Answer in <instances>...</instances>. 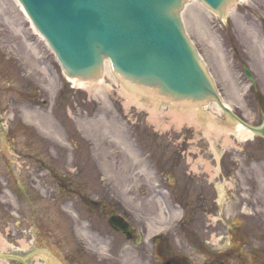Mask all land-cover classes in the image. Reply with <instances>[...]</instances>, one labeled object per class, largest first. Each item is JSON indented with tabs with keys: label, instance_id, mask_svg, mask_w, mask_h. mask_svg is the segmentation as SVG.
<instances>
[{
	"label": "rangeland",
	"instance_id": "rangeland-1",
	"mask_svg": "<svg viewBox=\"0 0 264 264\" xmlns=\"http://www.w3.org/2000/svg\"><path fill=\"white\" fill-rule=\"evenodd\" d=\"M1 2L5 3L2 4L5 12L0 13V48L16 52L9 65L11 76L0 86V234L12 247L6 253L11 256L6 259L7 264H25L19 259L42 248L49 249L62 264H164L167 257L180 256L191 264H206L212 257L224 259L229 248L226 243L234 240L246 246L240 258L231 264H264V169L256 174L253 170L247 171V196L243 205L237 185L234 186L236 175L228 157L238 162L241 159L238 151L244 143L225 114H210V110L201 113L219 128L228 129L226 137L209 136L203 124L198 129L185 125L180 130L170 128L166 134L158 132L150 125L145 109L124 105L118 83L108 75L99 84L100 92L91 94L82 85L68 80L44 40L31 29L13 0ZM193 7L204 23L197 26L192 18L196 15L187 10L183 14L185 29L224 103L235 113L241 110L249 125H260L264 121V101H256L248 93L241 64L233 60L225 39L226 33L233 31L252 51L253 59L247 62L264 100V60L260 46L264 27L259 22L264 20V13L258 11L257 4L247 12L234 11V28L230 29L232 24L228 25L225 19L195 3ZM7 19L15 23L20 20L22 38L14 35ZM246 19L255 21V27H248ZM27 37L32 39L33 54L26 49L24 38ZM150 103L161 111V107L151 100ZM26 112L56 123L59 135L46 136L35 127L33 120L31 124L25 122ZM93 119H102L106 125L110 122L114 128L107 135L96 133L95 127L86 124H92ZM162 122L166 124L170 120L164 116ZM117 133L124 140L119 142L114 138V148L109 149L113 143L111 135ZM205 134L210 141L201 139ZM58 137L61 142H57ZM184 138L187 143L183 148L193 156L188 161L186 153L184 161H206L212 168L208 172L210 176L198 166L197 175L213 181L217 214L212 217L206 211H199L197 214L206 216L197 222V214L194 218L186 212V228L178 229L177 218L182 214H172L168 197L164 192L155 191L154 182L158 178H153V164L163 167L169 155L173 160ZM95 142L101 144V151L97 153ZM229 142L233 146L228 147ZM104 150L114 153V175L109 173L111 168L105 159L96 157ZM221 169L230 173L221 175ZM255 179L259 183L256 189L250 182ZM187 189L189 193L182 201H189L192 206L195 192L191 185ZM88 200L125 213L142 236L140 242L127 241L113 231L106 215L94 210ZM208 223L215 228L200 232V227L204 225L207 229ZM74 225L86 228L83 241L78 240ZM155 232H162L165 237L152 244L149 239ZM205 240H214L212 251L205 244L201 247ZM22 241L30 246L26 252L20 251ZM101 244L105 247L99 255L93 248L101 249Z\"/></svg>",
	"mask_w": 264,
	"mask_h": 264
},
{
	"label": "water",
	"instance_id": "water-1",
	"mask_svg": "<svg viewBox=\"0 0 264 264\" xmlns=\"http://www.w3.org/2000/svg\"><path fill=\"white\" fill-rule=\"evenodd\" d=\"M200 1L222 15L236 0ZM18 2L68 77L96 80L108 59L114 74L132 90L171 106L215 103L245 125L223 104L184 31L179 15L184 0ZM251 130L264 137V126ZM108 222L131 238L133 231L122 218L112 215Z\"/></svg>",
	"mask_w": 264,
	"mask_h": 264
},
{
	"label": "bare ground",
	"instance_id": "bare-ground-1",
	"mask_svg": "<svg viewBox=\"0 0 264 264\" xmlns=\"http://www.w3.org/2000/svg\"><path fill=\"white\" fill-rule=\"evenodd\" d=\"M2 0H0V13H4L5 10L2 7V4H5L3 2H1ZM243 0H239V2H241ZM13 2L15 3V5L19 8L20 12L24 15V17L26 18V20L28 19L27 16L25 15L23 9L21 8V6L18 4V2L16 0H13ZM189 2L192 3V5L190 6L189 3H186L185 5V11H189L192 15H196V17H192L193 21H195V24L197 26L200 27V24H203V20L200 19L196 13V8L193 7L194 3L196 5H200L199 2L194 1V0H190ZM201 6V5H200ZM233 8L230 7V10ZM196 9V10H195ZM207 10V9H206ZM16 17V16H15ZM8 25H11V27L14 29V31H16L17 33L21 34L23 37V29L19 28L20 20L18 19V23H15L14 20H8L7 21ZM26 35V34H25ZM21 37V38H22ZM41 38V37H40ZM31 48V46H29ZM37 54V53H36ZM109 76L113 79V81H116L119 85V92L122 95V97L125 100L124 105L126 107H129L131 105L137 107L138 109H145L148 114H149V123L150 125H152V127L154 129H156L158 132H166L168 130H170V128H174L173 131L176 130H180L183 126L185 125H190L191 127H193L194 129H198L199 126H201L203 124V129L205 130L206 134H211L214 136H223L226 137L227 133L229 132L228 129H223L222 127H218V125H216L215 123L209 121L208 119L202 117L201 113L202 111H207L210 110L209 113L212 114L214 112L218 113L220 112L218 110V108L213 105L212 107H209L208 109L202 110V109H198L196 107H184V106H180V107H161V111H159V109L157 108V106H154V104L150 103V100H143L140 98V96H138L137 93H133L132 88L129 90L127 87L125 88L124 85L122 84L123 80L121 81L118 77H114L113 72L111 71L110 65L108 63V61H106L104 63L103 66V70H102V76L100 77L98 82L95 81H87V82H82V81H78V80H72L73 82H77L78 84L82 85L87 91L88 93H93V92H100V83H104V77L103 76ZM149 101V102H148ZM153 103H155L156 105H158V103L151 101ZM166 116L169 118L170 122L169 123H163L162 119L163 117ZM38 116L35 115L33 117V114L31 112H26L24 113V121L31 124L32 120L33 123L35 125V127L42 131L44 134L49 135V136H57L59 135L58 133V127L56 125V123L48 120L47 118L44 117H40L37 118ZM102 119H98V120H91L90 123H86L91 127H95V132H101L103 135H107L110 132V128H114L112 126V124L110 122H108V125H106L107 123H104ZM99 122V123H97ZM203 122V123H202ZM109 129V131H108ZM237 132L239 134L240 137H244L245 135V131L242 130L240 127L237 128ZM114 133V131H113ZM204 135V138H206L208 141H210V139L208 138V135ZM209 135V136H211ZM112 141L113 143L109 146V149L111 147L114 148V138H116V140H119V142H121V140H124V136L122 134L117 133V135L112 134ZM213 137V136H211ZM53 140V139H52ZM57 142H61V138L58 137ZM212 143V141H211ZM99 146H101V144L99 145L98 143L95 142L94 144V149H96V153L101 151L99 148ZM189 153H187V159L188 161H191V159L193 158V156H191ZM98 159L104 158L107 165L110 166L111 170L109 171V173L114 175V153H110L107 150L102 151L101 153L97 154L96 156ZM197 164L200 165V167H203V169L206 172L211 171V166L208 164V162H197L195 161L194 163H192L193 168H198V166H196ZM128 201V200H125ZM174 215L176 214L175 212H173ZM172 213V214H173ZM74 229H76V233H77V237L79 241H83V237L87 236V230L86 228H84L82 225L78 226V225H74ZM103 245V244H101ZM105 247V245H103V247L101 249L98 248H93V250L95 252H97L99 255H101V251L103 250ZM12 247L8 244L7 240L5 239L4 236H2L0 234V264H7V260L8 257H11L10 255L6 254L8 253V250L11 249ZM30 248L29 245H27L25 242H20V251H28ZM19 259V258H17ZM21 260L23 263H31V264H62L61 261L59 260V258H57L53 253H51V251L49 249H37L34 252H32L30 254V256H27V258L25 259H19ZM122 264H124V262H122Z\"/></svg>",
	"mask_w": 264,
	"mask_h": 264
},
{
	"label": "flooded vegetation",
	"instance_id": "flooded-vegetation-1",
	"mask_svg": "<svg viewBox=\"0 0 264 264\" xmlns=\"http://www.w3.org/2000/svg\"><path fill=\"white\" fill-rule=\"evenodd\" d=\"M26 41V49H30V51L33 54V43L31 45V38H24ZM31 46V48L29 47ZM19 49V47H17ZM31 54V57L33 56ZM16 52L14 50L6 51V48L4 50H1L0 48V86L1 82H7L9 77L11 76L10 70L12 69L10 65L11 58L13 57L15 59ZM12 56V57H11ZM23 71V69L21 68ZM23 76V75H22ZM21 76V77H22ZM12 80V77L11 79ZM7 88V83L5 84ZM4 85V87H5ZM9 88H12L11 83L9 85ZM241 118L244 119L243 114H239ZM186 138L180 143L179 146H177L178 152L176 157L172 160L169 156H166L165 158V163L164 166L160 164L154 165V171L156 173L159 172V180L163 184V186L167 187L168 191V196L169 199L172 198L175 202V205H177L180 209V212L182 213L181 219L178 224V229L186 228V219L188 216L186 215V212H190L193 217L195 218L197 212H204L212 217L217 214V207L215 203V198H216V188L213 183V181H208L204 177H199L198 171H194L191 166V163L188 161H184L186 157V151L185 148H183V144L187 143L185 141ZM243 145L239 148V155L241 156V159H239L238 163L232 162V156L228 157L231 163V170L234 172V174L239 176L238 182L234 180L235 186L237 185V193L240 202L245 205V198L247 196L246 190H247V171H254L255 174L257 173L258 170L260 172L262 171V168L264 169V140L261 137L258 136H252L251 138H246L243 140ZM183 160V161H182ZM223 164V163H222ZM190 168L189 172L186 170ZM197 169V168H196ZM226 174L228 175L230 173V170L228 172L226 171H220V174L223 175ZM208 174V173H207ZM262 175V174H261ZM264 180V179H263ZM252 187L256 189L259 185L258 180L255 179L251 181ZM191 185L193 187V190L195 192V201L192 206H190L189 201H182L184 198V195H187L189 193L188 186ZM215 188V189H214ZM188 204H187V203ZM188 205L190 207H188ZM242 205V206H243ZM241 206V205H240ZM93 207L100 208L102 210V205H99L96 203V205H93ZM243 208H245L243 206ZM111 209H105L103 212L108 213ZM242 215V214H241ZM206 215H199L197 214L196 219L197 222L199 220L202 221ZM199 227V226H198ZM240 228V226H238ZM207 229H204V225H202L199 229L200 232L207 231L209 232L212 228H215V225H212L211 223H208L206 226ZM237 231V230H236ZM234 231V233H237ZM245 234V233H244ZM239 235V234H237ZM133 239H136L133 236ZM151 242H155L152 240ZM205 244L206 249L212 251L214 249L215 243L214 240H205L202 242L201 247H203ZM229 248L228 250L224 253L225 258L222 259L220 262L217 261L214 257L209 258L206 262V264H231L235 260H238L240 258V252L243 247H245V243L241 242L240 240H234L229 241L226 243ZM261 257V254H260ZM182 258V257H181ZM211 259V260H210ZM169 262H172V260H169ZM166 262L165 264L169 263Z\"/></svg>",
	"mask_w": 264,
	"mask_h": 264
}]
</instances>
